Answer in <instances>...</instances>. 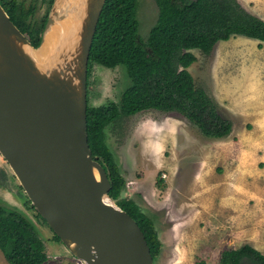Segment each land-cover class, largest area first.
I'll return each instance as SVG.
<instances>
[{
	"label": "rangeland",
	"instance_id": "rangeland-1",
	"mask_svg": "<svg viewBox=\"0 0 264 264\" xmlns=\"http://www.w3.org/2000/svg\"><path fill=\"white\" fill-rule=\"evenodd\" d=\"M238 1L264 19V0ZM42 4L38 15L46 7ZM157 12L154 0H137L141 39L146 40ZM259 42L232 35L209 54L193 49L196 60L188 69L217 106L221 119L216 126L231 121L230 134L206 137L183 113L155 109L106 129V142L126 180L123 195L134 197L155 218L162 248L154 264H216L223 249L241 245L231 232L232 182L257 189L264 184V42ZM130 83L124 66L94 64L88 73V102L118 101ZM195 120L203 121L201 116ZM0 203L31 220L44 242L46 264H86L36 215L1 153ZM0 264H9L1 250Z\"/></svg>",
	"mask_w": 264,
	"mask_h": 264
},
{
	"label": "trees",
	"instance_id": "trees-1",
	"mask_svg": "<svg viewBox=\"0 0 264 264\" xmlns=\"http://www.w3.org/2000/svg\"><path fill=\"white\" fill-rule=\"evenodd\" d=\"M154 1L158 7L156 21L143 40L138 33L137 0H105L89 50L87 77L94 64L108 68L124 66L131 83L118 101L110 100L100 105L88 102L87 88L86 109L88 144L110 179L108 195L136 220L153 261L162 248L155 218L134 197L123 195L126 180L106 142V129L135 113L155 109L183 113L206 137L230 134L231 121L216 126L215 120L221 119L217 106L205 89L196 85L188 69L196 60L193 49L209 54L218 41L232 35L255 38L259 44L264 42V19L247 10L238 0ZM41 2L46 7L43 14L38 15L36 10ZM52 2L0 0L11 20L33 46L40 44ZM196 116H201L203 121H196ZM160 181L157 177L159 185ZM36 215L47 224L38 212ZM53 236L60 241L54 232ZM0 250L9 264H46L44 242L31 220L5 203H0ZM216 264H264V253L245 242L223 249Z\"/></svg>",
	"mask_w": 264,
	"mask_h": 264
},
{
	"label": "water",
	"instance_id": "water-1",
	"mask_svg": "<svg viewBox=\"0 0 264 264\" xmlns=\"http://www.w3.org/2000/svg\"><path fill=\"white\" fill-rule=\"evenodd\" d=\"M55 2L38 46L0 3V153L74 257L86 264H154L140 226L108 195L110 179L88 144V58L105 0L86 1L77 52L46 72L24 46H41Z\"/></svg>",
	"mask_w": 264,
	"mask_h": 264
},
{
	"label": "bare ground",
	"instance_id": "bare-ground-1",
	"mask_svg": "<svg viewBox=\"0 0 264 264\" xmlns=\"http://www.w3.org/2000/svg\"><path fill=\"white\" fill-rule=\"evenodd\" d=\"M86 1L56 0L52 10L54 21L45 33L41 46L38 49L24 46L41 70L57 71L71 61L77 52Z\"/></svg>",
	"mask_w": 264,
	"mask_h": 264
},
{
	"label": "crops",
	"instance_id": "crops-1",
	"mask_svg": "<svg viewBox=\"0 0 264 264\" xmlns=\"http://www.w3.org/2000/svg\"><path fill=\"white\" fill-rule=\"evenodd\" d=\"M232 185L235 201L231 210L233 237L241 238L240 244L248 242L264 253V184L258 189L241 186L236 181Z\"/></svg>",
	"mask_w": 264,
	"mask_h": 264
},
{
	"label": "flooded vegetation",
	"instance_id": "flooded-vegetation-1",
	"mask_svg": "<svg viewBox=\"0 0 264 264\" xmlns=\"http://www.w3.org/2000/svg\"><path fill=\"white\" fill-rule=\"evenodd\" d=\"M43 2H41V4H42ZM44 5H45V3H43ZM43 4H42V6H43ZM38 7H39V3H38ZM88 78V77H87ZM87 88H88V85H87Z\"/></svg>",
	"mask_w": 264,
	"mask_h": 264
}]
</instances>
